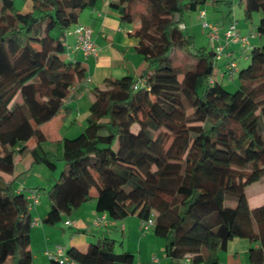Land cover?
Returning <instances> with one entry per match:
<instances>
[{"label":"trees","instance_id":"trees-1","mask_svg":"<svg viewBox=\"0 0 264 264\" xmlns=\"http://www.w3.org/2000/svg\"><path fill=\"white\" fill-rule=\"evenodd\" d=\"M98 1L31 0L22 12L0 0V173L13 172L32 139V165L53 172L62 163L42 190L48 210L41 224H58L94 190L95 210L108 221L136 216L141 227L153 220L167 264H220L234 239L247 241L249 264H264V204L250 209L246 198V188L264 178V0H240L245 21L260 14L261 45L252 46L244 69L234 59L231 93L214 77L213 49L196 47L184 25L206 0L112 3L122 24H135L134 51L147 68L137 79L108 78L93 89L83 130L56 141L50 153L40 127L85 78L53 33L68 31ZM26 196L0 176V264H33ZM116 244L104 238L84 250L69 247L65 260L49 264H133L134 255L117 253Z\"/></svg>","mask_w":264,"mask_h":264},{"label":"crops","instance_id":"crops-1","mask_svg":"<svg viewBox=\"0 0 264 264\" xmlns=\"http://www.w3.org/2000/svg\"><path fill=\"white\" fill-rule=\"evenodd\" d=\"M13 1L16 9L22 12L31 10V0ZM116 1L99 0L93 7L78 13L76 25H83L90 29L91 39L98 50V55L96 58L85 57L79 51L71 52L69 55V59L72 62H78L84 68L85 78L74 86L69 97L65 99L60 113L40 127L46 140L44 144L51 146L54 150L56 148V141L63 138H75L85 127L86 119L89 115V106L92 101L91 92L93 89L101 87L103 81L108 78H121L130 75L137 79L147 68V64L143 61L142 57L134 51L137 40L131 37V33L135 28V24L129 25L120 22L119 14L112 8V3ZM214 2L223 3L224 1L214 0ZM135 3L140 4L142 7L147 5L144 0H135ZM230 9H228L227 13L221 15L220 27L225 29L231 22H235L237 23L239 33L242 36H249V49L246 52L243 51L242 46L239 44L231 45L228 48V51L232 55L236 51L240 52V57L234 58L232 56L233 59H243L246 61V55L250 52L252 46L259 47L261 45V38L256 33L258 24L256 26L246 25L247 23L240 24L235 18L234 12ZM188 18L190 23L189 28L184 21L187 31L199 26L197 21L196 24H192L193 19L191 16H188ZM74 28L75 25L63 34L56 31L53 33L54 36L62 39L66 49L74 43ZM174 56L177 60L185 58L184 54L178 52ZM214 77L219 82L225 80L221 69L218 70V73ZM86 79L90 80L87 85L84 84V80ZM225 81L230 82L228 80ZM44 144L43 148L45 147ZM34 145L35 143L32 139L27 142V151L16 158L11 174L0 173L5 183L12 182L15 190L22 191L25 195H28L31 193V190L36 188L38 191L50 189L56 180L55 172H51L43 165H32L33 158L30 151ZM44 150L53 153L49 147L47 150L44 148ZM259 182H264V178H261ZM259 187H256L257 189H251L249 192L248 190L251 188V185L246 188L247 201L249 194L264 197V187L261 186L260 189ZM40 193V191L37 192V196ZM38 199V206L31 211L33 221L39 223V225L32 227L30 230L29 249L32 252L33 264H49L50 258L44 252L49 250L51 255L56 256V253H54L55 246L62 247L63 252L61 258H65L67 248L75 247L79 250H84L89 244H93L104 238H112L116 243H118L117 239H120V249L124 247L125 251L134 255L133 264H162L158 255L162 249L161 242L150 231L152 227L144 232L140 227L141 221L138 218L137 222L131 220L136 216H129L122 221L109 220L107 225L99 228L91 227V221L98 215L95 210L96 194L92 196L89 202L83 204L70 216L63 217V226H65V221L72 223L70 226H66L67 230L62 229L59 224L54 226L41 224L48 210V201L46 198L44 201H40L39 197ZM234 240L228 243L225 252L219 253L218 258L220 264H249L247 255L249 245L247 241L240 239L241 241L235 243ZM234 244H239L242 249L244 248V253H246L241 257L240 261ZM156 245H158V249H156ZM165 264H167V259ZM179 264L190 263L180 262Z\"/></svg>","mask_w":264,"mask_h":264},{"label":"built area","instance_id":"built-area-1","mask_svg":"<svg viewBox=\"0 0 264 264\" xmlns=\"http://www.w3.org/2000/svg\"><path fill=\"white\" fill-rule=\"evenodd\" d=\"M201 20H204L206 14L204 11H199L198 14ZM184 28L183 25L180 26ZM202 27L207 30V37L209 41V46L215 52V62H222V73L225 80L232 81L235 77L237 71V65L234 59L232 58V54L228 51V48L231 45L239 44L242 46L244 52L249 49V36H242L239 33L237 28V23L231 22L225 29H222L220 26L216 24H208L205 21L202 23ZM74 43L70 45L66 49V57H69L71 52L79 51L85 57L96 58L98 55V50L91 39V31L87 27L83 25H75L73 30ZM90 82L89 79L84 80V84L87 85ZM134 88H137V85H134ZM73 90V89H72ZM27 200V208L32 211L39 204V199L36 193H29L26 196ZM109 223L106 214L99 213L92 221L91 224L93 227H101L105 226ZM72 223L70 221H65V226H70ZM39 225L38 222L33 221L31 226ZM153 225V220L149 219L147 221L142 222L141 228L144 232H146ZM62 247L55 246L54 253L56 256L51 255L49 250H46L44 254L50 258H56L59 260H65V258H61L62 255ZM155 260V259H153ZM184 262L189 263V258H186Z\"/></svg>","mask_w":264,"mask_h":264},{"label":"rangeland","instance_id":"rangeland-1","mask_svg":"<svg viewBox=\"0 0 264 264\" xmlns=\"http://www.w3.org/2000/svg\"><path fill=\"white\" fill-rule=\"evenodd\" d=\"M223 1H224L223 3H218V2H214V0H206L205 4L201 6V11H204L205 14H206L204 20H201L200 18H198L199 11H197L195 13H191V14L185 16L184 20H185L186 24L188 25V28H189V25H190L188 16L192 17V19H193V21H192L193 23L192 24H196L197 22L199 23V26L194 27L192 30H190V29L188 30V32L191 35H193V37H194V41H195V46L196 47L209 46V41H208V37H207V30L202 27L203 21H205L208 24H217L218 26H220L221 15H224V13H227L229 8H231L230 10H232L234 12V14H235L234 16H235V18L238 20V22L240 24L241 23L242 24L243 23H247L246 25H251V26H256L258 24L259 18H260V14H258V13H254L250 21H244L243 14H242L243 6L242 5L239 6V0H233V1L232 0H223ZM137 6L142 7L140 4H137ZM221 13H223V14H221ZM252 19H254V20H252ZM247 55L249 56V53ZM232 56L234 58H239L240 57V52L236 51L235 53H233ZM221 63L222 62L217 63L216 68H215V75H216V73H218V70H219L218 66L221 65ZM237 63H238V70H240V69H244L248 65L249 61L248 60L244 61L243 59H238ZM222 82H223V85H224L225 89L228 92L231 93V92H234L236 90L237 83H238L237 79L234 80V81H230L229 83L226 82L225 80H223ZM133 130H136V127H134ZM48 147H49V149H52L53 153L55 152L54 148H52L51 146H46L45 145L44 148L47 150ZM56 167H57L56 170L53 171V172H55V179H57L58 176H59L60 169L62 168V163H57ZM260 184H261L262 187H264V182H259V183L257 182V183H254V184L251 185V188L248 190V192L251 189H257L256 187H259ZM261 186L259 187V189L261 188ZM94 194H95V191L93 190L91 192V196H93ZM248 196H249L248 206H249L250 209L255 208L256 206L264 204V201H262L264 199H261V198H264V197H261L260 195L259 196L258 195L254 196V194H252V195L249 194ZM38 197L40 198V201L41 200L44 201V199L46 198V196H45V194H44V192L42 190H41V193H40V195ZM131 220H133L135 222L138 221L137 217H134ZM58 224L60 225V227L62 229L67 230L66 226H63L62 221L59 222ZM150 231L153 232V229L152 230L150 229ZM118 238H120V237H118ZM157 239L161 242V247H162V249L158 253L160 259L158 257L157 258L160 260V262L162 264H165L166 259H165L164 255L162 254L163 248H164V241L161 238H157ZM117 241H118V243L115 246V251L117 253H121V252L125 251L124 247L122 249H120V247H119L120 239H117ZM234 241H235V243H238L241 240L240 239H235ZM124 246H125V243H124ZM234 248L236 249V252L238 253L239 261H240L241 257L244 256V254H246V253H244V248L242 249L239 244H234ZM156 249H158V245H156Z\"/></svg>","mask_w":264,"mask_h":264}]
</instances>
